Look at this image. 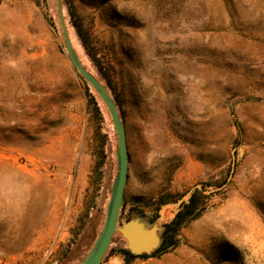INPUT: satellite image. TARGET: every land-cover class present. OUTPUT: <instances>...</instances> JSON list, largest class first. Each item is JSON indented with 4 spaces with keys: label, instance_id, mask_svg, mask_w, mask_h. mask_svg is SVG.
Returning <instances> with one entry per match:
<instances>
[{
    "label": "rangeland",
    "instance_id": "rangeland-1",
    "mask_svg": "<svg viewBox=\"0 0 264 264\" xmlns=\"http://www.w3.org/2000/svg\"><path fill=\"white\" fill-rule=\"evenodd\" d=\"M45 1L0 3V264L78 263L116 173L110 116L97 133L56 1ZM71 2L119 94L125 210L211 184L210 206L171 252L130 264H264V0ZM124 245L116 232L110 247Z\"/></svg>",
    "mask_w": 264,
    "mask_h": 264
},
{
    "label": "trees",
    "instance_id": "trees-1",
    "mask_svg": "<svg viewBox=\"0 0 264 264\" xmlns=\"http://www.w3.org/2000/svg\"><path fill=\"white\" fill-rule=\"evenodd\" d=\"M1 1L2 0H0V3ZM34 1L38 5H40L41 0H34ZM42 1L44 4L46 3L45 0ZM61 2H62L65 24L76 54L78 55L76 51V47L74 46V43L72 41L71 31L75 35L76 39L80 42L82 49L84 50L86 56L89 58V61L92 62V64L96 68L97 73H93L92 71H90L79 57L80 60L82 61L83 65L90 72H92L102 84L106 86L108 92L112 96L119 111V106H120L119 94L117 92V88L113 84V79L110 74L109 68L105 67L100 62V60L95 56V53L92 51V48L90 46L91 39H90L89 31L84 28L83 20L80 17V15L75 11V8L72 6L71 0H61ZM53 27L55 28L56 24L53 23ZM79 78L84 87V94L87 99L88 106L91 108L93 115L98 120L99 123L98 124L99 130L97 131L98 133L103 127V120H104L103 116L105 113L108 114V111L105 105L103 104L102 100L100 99L98 94L92 89V87L89 86L81 77ZM121 120L123 122L122 118ZM106 141H107V133L104 132L102 134V143L100 146L102 149H104V147L106 146ZM99 175H101V173H99ZM219 185L220 184H217L215 185V187H218ZM210 186L211 184H208L206 182L201 183L200 188L192 189L188 193V196L185 200L182 199V196L181 197L178 196L170 199L167 198L166 194H162L157 198H155L154 200H149V199L144 200L141 202V205H133L129 207L127 210H125L124 208L125 204H123L120 210V217L122 222L133 218L135 215H139L146 218L150 223H152L158 219L159 212L163 207L170 204H177V207L173 211L169 220L163 223L164 229L161 234V243L154 251H152L149 254L143 253L140 255H134L127 250L126 245L114 246V247L109 246L105 256L103 257L102 262H104L106 258L112 254H118L122 256L124 264H130L136 258H142V259L159 258L162 255L171 252L178 244V234L180 230L183 227H185L187 224L192 222L193 220L200 217L210 206V194L208 193Z\"/></svg>",
    "mask_w": 264,
    "mask_h": 264
},
{
    "label": "water",
    "instance_id": "water-1",
    "mask_svg": "<svg viewBox=\"0 0 264 264\" xmlns=\"http://www.w3.org/2000/svg\"><path fill=\"white\" fill-rule=\"evenodd\" d=\"M55 1L66 57L72 70L91 86L102 100L110 116L117 141L115 149L116 173L111 184L103 225L91 249L76 264H101L116 232L122 236L130 253L134 255L149 254L161 243L163 223L158 221L150 223L146 218L139 215H135L127 221H121L120 210L123 205L129 164L124 124L106 86L83 65L76 54L65 24L62 2L61 0Z\"/></svg>",
    "mask_w": 264,
    "mask_h": 264
},
{
    "label": "crops",
    "instance_id": "crops-1",
    "mask_svg": "<svg viewBox=\"0 0 264 264\" xmlns=\"http://www.w3.org/2000/svg\"><path fill=\"white\" fill-rule=\"evenodd\" d=\"M105 261H106V260H105ZM105 261H104V262H105ZM109 261H110V260H109ZM104 262H102V263H104Z\"/></svg>",
    "mask_w": 264,
    "mask_h": 264
}]
</instances>
